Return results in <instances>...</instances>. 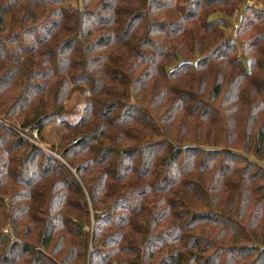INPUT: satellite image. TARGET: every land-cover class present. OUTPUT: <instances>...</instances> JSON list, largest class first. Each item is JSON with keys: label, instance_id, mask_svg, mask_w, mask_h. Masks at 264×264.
I'll list each match as a JSON object with an SVG mask.
<instances>
[{"label": "trees", "instance_id": "16d2710c", "mask_svg": "<svg viewBox=\"0 0 264 264\" xmlns=\"http://www.w3.org/2000/svg\"><path fill=\"white\" fill-rule=\"evenodd\" d=\"M246 1L0 0V264H264V9ZM56 119L51 153L2 124L42 141Z\"/></svg>", "mask_w": 264, "mask_h": 264}, {"label": "rangeland", "instance_id": "374dc122", "mask_svg": "<svg viewBox=\"0 0 264 264\" xmlns=\"http://www.w3.org/2000/svg\"><path fill=\"white\" fill-rule=\"evenodd\" d=\"M246 4L251 7V8H256V9H264V4L262 3H256L255 0H247ZM236 31V25L235 22L233 21L232 23L229 22L227 25L226 29V37L232 38L235 40L234 42L236 43L235 45L237 46V55L241 58L244 64L247 63V59L250 57L247 54H244V48H243V39L239 38L237 36V31ZM249 56V57H248ZM84 106V97L81 92H74L70 99L65 103V113L62 115V118L69 121V122H74L76 121L82 112V108ZM6 128L12 130L15 132V128L13 125H10L8 123H3ZM61 133V126L58 123V120L56 119L55 121L49 122L46 127L43 129V132L41 133V136L43 137V140L40 139V135L38 134L39 138L35 139L34 141H30L36 145V141L38 144L41 145V149L44 150L47 153H51V146H54L60 136Z\"/></svg>", "mask_w": 264, "mask_h": 264}, {"label": "built area", "instance_id": "2783aa9c", "mask_svg": "<svg viewBox=\"0 0 264 264\" xmlns=\"http://www.w3.org/2000/svg\"><path fill=\"white\" fill-rule=\"evenodd\" d=\"M26 130H21L19 127L15 128L16 133H18L20 136L24 137L29 141H34L35 139H37V134L35 130L32 131V135H29ZM36 145L41 147V145L38 144L37 141H36Z\"/></svg>", "mask_w": 264, "mask_h": 264}]
</instances>
